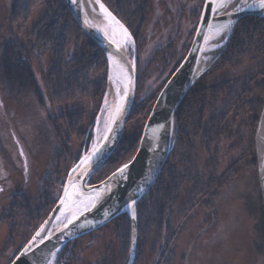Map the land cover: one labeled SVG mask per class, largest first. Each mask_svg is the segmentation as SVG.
<instances>
[{
	"label": "rangeland",
	"instance_id": "374dc122",
	"mask_svg": "<svg viewBox=\"0 0 264 264\" xmlns=\"http://www.w3.org/2000/svg\"><path fill=\"white\" fill-rule=\"evenodd\" d=\"M204 1L149 0L151 13L141 32L140 43L136 42L132 34L134 41L129 38L126 44L127 54L132 59L136 55L137 89L133 105L152 101L160 93L175 59L184 56L186 46L192 44L202 10L198 19L194 17V12L203 7ZM13 4L14 0H0V49L10 38L27 44L33 26L46 9L44 1H40L31 10L27 22L11 25L9 16L14 8ZM170 50L173 51L172 54ZM50 54L43 51L41 57L38 55L29 58L33 78L44 104L40 105L34 92L22 95L10 92L2 83L0 73V264H8L13 254L33 235L31 233L36 228V224L25 222L26 215L20 212L16 215L17 218L11 220L14 229L16 228L11 233V226L6 218L12 214L9 209L13 195L20 193V200L31 209L37 208L38 204L48 208L46 206L50 202L45 200L43 192L48 193V200L52 204L57 202L69 171L91 147L100 142L109 125V70L107 85L99 99L94 95L83 97L77 94L75 98L53 102L46 84V77L50 72ZM220 57L201 77L204 78V85L244 76L259 66V63L247 61L239 66L213 71ZM211 110H208L204 121L205 129L209 127ZM263 110L264 106L256 126L261 121ZM239 115L243 116L244 111ZM232 118L230 116L229 120ZM140 119L139 116H133L131 120L128 118L123 131L128 142L143 133ZM241 119L242 117L234 126L235 129H240L239 135L243 139L239 145L224 138L219 148L213 145L209 151L202 143L204 130L195 139L190 173L200 175L202 181L213 160L220 178L218 184H224L215 186L216 192L214 191V198L209 205V195L201 196L200 203H197V197L190 201L200 189L190 177L179 181L177 198L171 208L173 222L170 228L172 230L179 225L181 233L174 242L175 254L170 257L171 264H264V233L257 216L249 214L247 203L251 199L256 205L261 203L259 198L262 199L258 181L257 138L254 136L258 159L255 174L246 159L248 151L244 152L249 142L250 128ZM257 129L258 126L256 132ZM230 175L236 177L228 178ZM40 191L41 197L38 196ZM171 230L170 233L169 228L164 231L166 241L169 240ZM92 233L91 236L86 234L81 239H75L77 241L66 249L65 258L58 262L61 251L53 264H121V252L113 231L104 228L102 233L95 230ZM72 249L76 251L69 263L66 261ZM162 249L161 244L155 247L152 239L148 238L144 253L135 264H159L162 259L158 256Z\"/></svg>",
	"mask_w": 264,
	"mask_h": 264
},
{
	"label": "trees",
	"instance_id": "16d2710c",
	"mask_svg": "<svg viewBox=\"0 0 264 264\" xmlns=\"http://www.w3.org/2000/svg\"><path fill=\"white\" fill-rule=\"evenodd\" d=\"M40 1H44L46 9L29 34L34 39L30 37L27 44H23L10 38L9 42L2 44L0 49L2 83L10 92L12 91L19 95L34 92L40 105L44 104L33 78L29 58L37 57L38 55L41 57L43 51H45L51 53L50 72L46 77V84L53 102H61L66 98H75L77 94H81L83 97L94 95L99 99L103 95L108 81L109 67L107 57L102 48L81 30L70 13L67 4H65V0H14V8L9 16L10 24L27 22L30 18L31 10ZM101 1L127 26L136 42L140 43L141 32L151 13L149 0ZM201 8L194 12L196 19L200 15ZM189 48L190 44L186 46L184 56L175 59L169 76L162 84V89L164 88L163 85L180 66ZM170 53L172 54L173 51L170 50ZM247 61L259 63V66L244 76L234 79H222L218 83L207 86L202 82L204 78H200L201 80L196 82L195 86L178 106L174 117L175 133L172 153L167 158L153 186L137 205L138 243L136 262L144 253L143 250L149 238L152 239L155 247L161 244V248H163L158 256V258L162 259L159 264H171L172 258L170 259V257L175 254L174 242L181 233L179 225L173 227L172 230L170 228V224L172 225L173 222L171 208L177 198L176 191L179 188L180 180H186L190 177L196 183L195 186L200 188L190 198V201H194L197 197V203H200L201 196L209 195L210 198L207 200L209 204L214 198V191L219 186L218 183H220V178L217 175L218 171L215 168L216 163L212 160L211 168L205 173V178L202 181L199 178L200 175L190 173L192 169L190 164L192 165L194 157L195 139L200 136L203 130L205 132L202 136V143L208 150L213 145L219 148L224 138L231 142L235 141L234 145L237 143L239 145L243 139L239 135L240 129H235L234 126L242 117L241 122H244L245 126L250 128L248 134L249 142L244 152L248 151L246 159H248L247 161L252 169L255 170V174H257L258 159H256V148H254V136L257 128L256 124L264 106V19L259 16L248 15V17H243L240 20L230 43L217 61L213 71L220 68H228V66H239ZM158 94L153 97L152 101H142V104L133 105L129 117L130 120L133 116H139L144 126ZM210 108L212 110L208 120L209 127L205 129L204 121H206V115ZM242 110L244 115L240 117L239 114ZM230 116L233 117L232 120H229ZM230 121L231 123L229 124ZM141 135L138 134L131 138L132 142H128L125 135H123L119 145L112 152V156L92 176L90 184L101 182L114 170L123 166V163L130 161L136 154ZM233 176L236 177L235 175ZM233 176L230 175L228 178ZM223 184L220 186H223ZM41 193L42 191L38 193L39 197H41ZM42 195L48 203L50 202L46 206L48 208H43L38 204L37 208L31 209L28 204L20 200V197L22 198L20 193L13 195L9 209L12 214L10 216L7 215L6 218V221L11 226V233H14L16 229H14L11 220L17 218L16 215L20 214V212L26 215L24 217L25 222L36 224L34 232L48 217L50 210L57 202L54 201L52 204L48 200V193L43 192ZM259 200L261 203L256 205L251 199L247 201L248 212L255 217L257 216L264 233V206L261 197ZM190 201L188 204H190ZM207 201H203V203ZM104 228H109L113 231L121 252V256H119L121 264H127L132 241L131 221L127 214L116 217L114 221L95 231L102 233ZM167 228H169V233L171 230L168 241L165 240L164 236V231ZM92 234L89 233L87 236ZM31 236L13 254V258L8 264L17 257ZM150 236L152 237L150 238ZM76 241L69 242L62 249L58 262L65 258L66 249ZM75 251L76 249H72L71 255H69L66 262L71 263V256H73Z\"/></svg>",
	"mask_w": 264,
	"mask_h": 264
},
{
	"label": "water",
	"instance_id": "95a60500",
	"mask_svg": "<svg viewBox=\"0 0 264 264\" xmlns=\"http://www.w3.org/2000/svg\"><path fill=\"white\" fill-rule=\"evenodd\" d=\"M65 1L70 13L83 32L104 51L109 67V78L112 71L116 70L120 75L124 90L120 93L118 101L111 111L109 125L104 137L95 146L91 147L74 168L69 171L57 203L10 264H53L54 260L60 255L59 253L69 242L92 233L123 214H127L130 219L132 230L130 255L127 264H135L138 243L137 205L153 186L167 158L172 153L175 133L174 117L178 106L196 82L214 66L217 58L220 57L230 43L240 20L243 17H248V15L259 16L264 19V8L259 6V0H247L243 2V5L236 6L234 9L220 8L217 11L212 0L204 1L192 44L180 66L163 85L164 88L156 97L152 111L143 127L136 154L130 161L124 163L129 164L130 167L125 170L123 176L118 173L121 166L101 182L90 184L92 176L112 156V152L119 145L132 111L137 89L136 55L134 54L135 56L132 59L127 54L125 46L123 48L119 42L117 43L112 37L97 29L96 22L94 24L88 23L84 18V14H82L81 0H76V3H73V0ZM101 4L127 30L128 39L133 40L132 34H130L125 24L103 2ZM111 22L119 27L115 22ZM222 25H228V28L217 33L216 29ZM219 38H221L219 51L215 56H212L213 53L208 54L210 49H214L213 46ZM125 91H127V95H125ZM120 105L123 106L120 115L114 121H111V117L116 113L117 106ZM109 126L111 131L108 130ZM105 136L108 139H105ZM255 137L257 138L258 148L257 134ZM86 157L90 158L88 165L82 163ZM258 159V181L264 206V158H260L259 152ZM114 173L117 175L113 176ZM73 185L75 186L74 189ZM66 188L70 192L75 190L82 193L83 196L79 198L94 196L97 191H100L101 198L96 207L89 208L83 213H76L75 205L71 210H66L61 204V200L65 198ZM73 199L75 200L77 197L74 196ZM74 213H76L75 218H73ZM69 219H72V223H68ZM37 233H40V235H37Z\"/></svg>",
	"mask_w": 264,
	"mask_h": 264
},
{
	"label": "bare ground",
	"instance_id": "6f19581e",
	"mask_svg": "<svg viewBox=\"0 0 264 264\" xmlns=\"http://www.w3.org/2000/svg\"><path fill=\"white\" fill-rule=\"evenodd\" d=\"M247 0H230L229 9H234L236 6L243 5ZM251 1V0H249ZM82 3V14H84L85 20L90 23L94 24L96 22L97 29L106 35H109L112 37L117 43L119 42L120 45L124 48H127L126 44L128 42V38H125L123 33L121 32L119 27H116L114 23L109 20L105 14L104 11L101 9L100 5L101 2L99 0H81ZM221 42V38L216 40L215 46H213L214 49H210L208 51L209 53H213L212 56H215L217 51L221 48V45L219 43ZM108 104L109 109H113V107L116 105L118 98L120 96V93L123 92L124 88L121 84V78L120 75L116 72V70H113L110 75V81H109V87H108ZM262 118L258 126V131L256 132L258 137V152L260 153V158L263 159L264 157V110L262 113ZM256 136V135H255ZM264 160V159H263Z\"/></svg>",
	"mask_w": 264,
	"mask_h": 264
},
{
	"label": "snow or ice",
	"instance_id": "6c2138e0",
	"mask_svg": "<svg viewBox=\"0 0 264 264\" xmlns=\"http://www.w3.org/2000/svg\"><path fill=\"white\" fill-rule=\"evenodd\" d=\"M73 3H76V0H73ZM212 3L215 5V10H219L220 8H227L230 5V0H212ZM211 6V5H210ZM259 6L261 8H264V0H259ZM101 9L104 11V14L107 18H109L111 21L115 22V24H117L121 30V32L123 33L125 38L127 37V30L123 28V25L119 24V21L115 20V17L111 16V13L107 12L106 9H104V6L101 4L100 5ZM228 28V25H222L220 27H218L216 29L217 33H220L222 31H224L225 29ZM115 43V41H113ZM130 83V81H129ZM125 95H127V91H125ZM122 105L117 106L116 109V113L111 117V121H114L116 119L117 116L120 115L121 111H122ZM109 131H111V128L109 126ZM105 139H108L107 136H105ZM95 150V149H94ZM90 158L86 157L84 159V161H82V163H84L85 165H88ZM130 167L129 164H124L120 169H118V173L119 175L123 176L125 173V170L128 169ZM75 171V169H74ZM117 174L114 173L113 176H116ZM111 179V178H110ZM71 183V182H70ZM73 189L75 188V186H72ZM65 198L63 200H61V204L62 206L65 207L66 210H71L72 207L75 205L76 206V213H83L84 211H87L89 208H94L97 205V202L100 200L101 198V192L97 191L95 193L94 196H87L86 198H79L82 197L83 194L76 192L75 190L70 192L67 188L65 189V193H64ZM77 197V199H73V197ZM76 213L73 214V218H75ZM63 215V213H62ZM135 218V217H133ZM68 223H72V219L68 220ZM37 235H40V233H37Z\"/></svg>",
	"mask_w": 264,
	"mask_h": 264
}]
</instances>
